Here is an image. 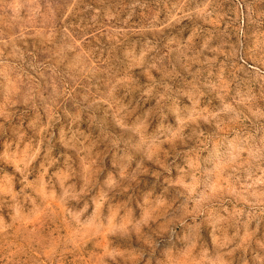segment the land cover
<instances>
[{
  "label": "clouds",
  "instance_id": "clouds-1",
  "mask_svg": "<svg viewBox=\"0 0 264 264\" xmlns=\"http://www.w3.org/2000/svg\"><path fill=\"white\" fill-rule=\"evenodd\" d=\"M0 261L264 264V0H0Z\"/></svg>",
  "mask_w": 264,
  "mask_h": 264
},
{
  "label": "rangeland",
  "instance_id": "rangeland-1",
  "mask_svg": "<svg viewBox=\"0 0 264 264\" xmlns=\"http://www.w3.org/2000/svg\"><path fill=\"white\" fill-rule=\"evenodd\" d=\"M250 62H251V61H250ZM57 150L60 151V150H62V149H60L59 146L57 145ZM7 170H8L9 172L12 171L11 168H7ZM41 220H42V218H41ZM65 230H66V231L68 230L67 227L65 228ZM104 243L107 244V238H105ZM37 255H39V254L37 253ZM0 264H3V262L0 261Z\"/></svg>",
  "mask_w": 264,
  "mask_h": 264
}]
</instances>
